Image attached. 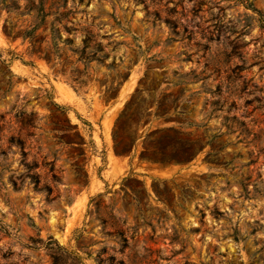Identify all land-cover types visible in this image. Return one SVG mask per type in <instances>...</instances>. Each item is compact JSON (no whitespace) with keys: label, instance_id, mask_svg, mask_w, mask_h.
Wrapping results in <instances>:
<instances>
[{"label":"rangeland","instance_id":"rangeland-1","mask_svg":"<svg viewBox=\"0 0 264 264\" xmlns=\"http://www.w3.org/2000/svg\"><path fill=\"white\" fill-rule=\"evenodd\" d=\"M0 264H264V0H0Z\"/></svg>","mask_w":264,"mask_h":264},{"label":"trees","instance_id":"trees-1","mask_svg":"<svg viewBox=\"0 0 264 264\" xmlns=\"http://www.w3.org/2000/svg\"><path fill=\"white\" fill-rule=\"evenodd\" d=\"M62 15V14H61ZM57 32V35L59 34V30L55 29V30H52V34H53V37L55 35V33ZM58 38H60L59 36H57ZM68 42H70V40H67ZM85 43V42H83ZM87 47L84 46V51ZM86 62H89V61H92L94 60L93 59V55L91 56H88V54L83 58ZM75 83L77 84H83L82 81H80L79 79H74ZM112 90H114L113 88H107L105 93L108 94L109 92H111ZM136 99V94L132 95L130 97V99L125 103L124 105V109L121 111L120 115H119V119L122 118V123L124 122L125 126H126V130H122V134L123 135H128L129 137V147L127 146V144H122L120 145V148L118 147L119 146V142L117 140V136H116V133L115 131L113 132L112 134V138H113V141H114V149H115V152L116 154L118 155H124L128 152H130V150L132 149V147L134 146V143L136 142V138H133L129 135L128 133V130H130L131 127H136L139 125V119L138 118H135L133 115H134V110L132 109L133 107V103H134V100ZM116 129H117V126H116ZM155 134V132H151L150 133V136H153ZM118 148V150H117ZM148 150L147 149H144L143 152H147ZM145 160H148L147 158H145ZM176 162V161H175Z\"/></svg>","mask_w":264,"mask_h":264}]
</instances>
